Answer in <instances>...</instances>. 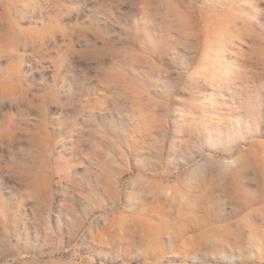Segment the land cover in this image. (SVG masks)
I'll use <instances>...</instances> for the list:
<instances>
[{"label": "rangeland", "instance_id": "rangeland-1", "mask_svg": "<svg viewBox=\"0 0 264 264\" xmlns=\"http://www.w3.org/2000/svg\"><path fill=\"white\" fill-rule=\"evenodd\" d=\"M0 264H264V0H0Z\"/></svg>", "mask_w": 264, "mask_h": 264}]
</instances>
